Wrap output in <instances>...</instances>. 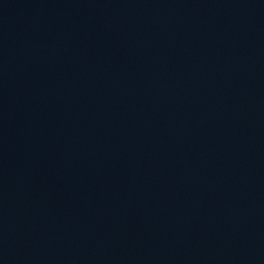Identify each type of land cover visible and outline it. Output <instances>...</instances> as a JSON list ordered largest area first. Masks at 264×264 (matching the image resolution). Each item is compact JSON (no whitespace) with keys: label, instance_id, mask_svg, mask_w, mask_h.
Here are the masks:
<instances>
[{"label":"water","instance_id":"obj_1","mask_svg":"<svg viewBox=\"0 0 264 264\" xmlns=\"http://www.w3.org/2000/svg\"><path fill=\"white\" fill-rule=\"evenodd\" d=\"M0 264H264V0H0Z\"/></svg>","mask_w":264,"mask_h":264}]
</instances>
